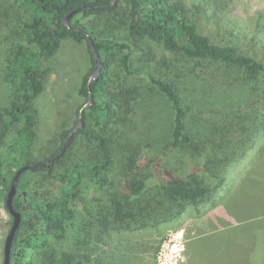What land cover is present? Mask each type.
Instances as JSON below:
<instances>
[{
    "label": "trees",
    "instance_id": "16d2710c",
    "mask_svg": "<svg viewBox=\"0 0 264 264\" xmlns=\"http://www.w3.org/2000/svg\"><path fill=\"white\" fill-rule=\"evenodd\" d=\"M196 1L0 0V89L2 84L7 89L0 110V214L9 213L8 194L21 168L58 157L20 177L13 206L22 222L11 264H130L127 251L120 255L109 249L118 248L114 243L120 236L157 229L181 219L189 208L199 215L205 205L215 208L229 171L242 164L258 139L264 140V60L241 52L234 43H214L210 34L202 33L203 23L228 14L229 0ZM78 9L67 27L64 17ZM245 24L242 19L230 23L239 38L249 35ZM260 26L251 44L264 47ZM90 40L101 61L91 85L96 60ZM66 42L86 43L91 67L75 87L79 101L74 110L72 104L71 113L60 107L57 130L42 145L48 156L34 159L43 120L39 105ZM157 45L171 51L176 63L180 58L205 63L206 76L169 65L171 76L161 67L168 61L158 57ZM114 68L119 73L115 80ZM181 79L202 85L198 105L216 106L220 119L193 115L187 83L181 85ZM213 84L224 92L211 91ZM64 93V98H73ZM90 93L93 104L82 111ZM168 107L167 145L155 150L164 140L159 112ZM80 114L83 124L64 148ZM146 150L155 151V158L145 156L141 162ZM32 175L59 177L65 201L25 192ZM80 198L89 203L86 220L75 203ZM240 212V222L250 229L257 224L250 208ZM192 251L190 264L208 257Z\"/></svg>",
    "mask_w": 264,
    "mask_h": 264
},
{
    "label": "rangeland",
    "instance_id": "374dc122",
    "mask_svg": "<svg viewBox=\"0 0 264 264\" xmlns=\"http://www.w3.org/2000/svg\"><path fill=\"white\" fill-rule=\"evenodd\" d=\"M188 5L196 0H185ZM225 2V0H222ZM219 1L220 4H223ZM228 4L230 7H224L229 12L226 16L223 14L219 15L218 19L215 17L208 23H203L201 31L204 34H210L214 43H234L239 47L241 52L255 54L258 59L264 60V47L260 44H251V39L255 37V27L260 23V32L264 31V0H229ZM225 4V3H224ZM245 21L244 30L249 35L239 38L233 33L231 24ZM219 22V23H218ZM247 22L251 23V27L247 25ZM256 31H258L256 29ZM261 39L264 41V33L260 34ZM155 51L158 57H166L168 63L161 65L165 67L168 74L170 73L167 68L169 65L179 67L183 71L188 70L192 72L196 77H205L206 70L208 67L205 63H196L193 61L186 62L184 58H180V62L176 63V58L172 55L171 51L164 48V46H156ZM90 63L88 61L87 44H77L74 42H66L64 47L60 51L55 62V70L52 73L47 90L44 93L43 99L39 105V110L43 120L39 125V137L40 141L36 147L33 148L34 159H44L48 156V149L42 146L44 143L51 138L55 133L57 122L59 119L60 107L64 111L72 112L70 105L76 107L75 103H78V99L75 93V87L79 85L81 77L88 73L90 69ZM190 69H193L191 71ZM164 70V68H163ZM213 71L214 68H211ZM117 75L119 76L118 70L113 69L112 77L114 80ZM181 85L187 83L185 87L188 99L191 104L192 113L202 115L203 118L208 119L211 117L220 119V112H218L216 106L208 105L201 107L198 105L197 93H202L199 87L202 85L197 84L193 86L190 81L181 79ZM197 83V81H196ZM220 85H223L220 81ZM211 91L213 89L218 90L220 93L224 92L221 86L213 84L209 86ZM222 87H225L224 85ZM6 86L2 84L0 89V110L1 104L4 100V94ZM69 91L73 96L72 99L69 97L64 98V91ZM58 94V95H57ZM224 94V93H223ZM62 97L64 98V104L62 103ZM62 103V105H61ZM60 104V106L58 105ZM161 104H164L161 102ZM163 107V106H162ZM161 116V131L163 139L159 143V147L155 150H161L167 144V138L169 131L167 127L170 125V109L162 108L159 112ZM70 125H74V117ZM166 136V138H165ZM14 138V135L9 136V139ZM260 149H264V140L258 139L255 143V147L247 153L246 159L242 164L235 165L228 173L226 185L219 189L215 197L216 207L212 209L211 206H203L201 214H197L195 209H188L183 217L174 222L159 226V228L147 229L137 233H126L123 234L121 240L114 243L118 248L109 247L110 251L120 253L122 255L127 251V257L129 256L130 264H190V259L187 261V256L190 254V247L194 245V240L202 236L204 232L211 231L212 228L220 230L229 229L231 225H235L244 214L240 212L245 208L251 209L257 216H264V207L259 206V202L264 199V154L259 153ZM146 150L141 162L145 161V156L156 155L155 151ZM262 155V156H260ZM158 157V156H157ZM153 157L152 159H154ZM147 160V158H146ZM43 175V174H41ZM38 175L29 176L27 186H25V192L35 193L40 192L42 197L45 199L59 200L64 202L65 198L62 195L63 183L61 179L54 176L50 179H46L45 176L38 178ZM45 181V182H43ZM95 192V191H94ZM92 196H93V192ZM97 195V193H94ZM91 196V197H92ZM78 206L80 217L87 219V209L89 203L86 199L80 198L75 201ZM231 213V214H230ZM205 214V215H204ZM202 215H204L202 217ZM232 217V218H231ZM227 218V219H226ZM226 221H225V220ZM0 220L4 223L0 227V264L4 262V246L7 235L11 229L14 219L6 211L2 210L0 214ZM232 223V224H231ZM237 225V224H236ZM211 229V230H210ZM33 254H30L32 257ZM34 257V256H33ZM213 259L209 256L199 264H213ZM214 261V260H213ZM214 262L218 264H226L223 259H217ZM240 264V263H236Z\"/></svg>",
    "mask_w": 264,
    "mask_h": 264
},
{
    "label": "crops",
    "instance_id": "0c3cea01",
    "mask_svg": "<svg viewBox=\"0 0 264 264\" xmlns=\"http://www.w3.org/2000/svg\"><path fill=\"white\" fill-rule=\"evenodd\" d=\"M259 206L264 207V203L259 202ZM255 217L257 224L252 225L251 229L246 222L239 220L229 229L212 228L211 231L204 232L194 240L190 250L217 259H250L256 264H264V223L258 226L264 216L255 214Z\"/></svg>",
    "mask_w": 264,
    "mask_h": 264
},
{
    "label": "water",
    "instance_id": "95a60500",
    "mask_svg": "<svg viewBox=\"0 0 264 264\" xmlns=\"http://www.w3.org/2000/svg\"><path fill=\"white\" fill-rule=\"evenodd\" d=\"M78 12H79V9L75 10V11H72L71 13H69L68 15H66L64 17V24L67 27H70V24H69L70 18L72 16H74ZM90 45H91L93 53L95 55L96 67H95V70H94L93 74L90 77L89 85H91L98 78V76L100 74V70H101V61H100L99 55L97 53L94 41L90 40ZM92 104H93V98H92V94L90 93L89 99H88V103L83 107L82 111L85 108H89L90 106H92ZM82 124H83V115L80 114L79 121H78L75 129L69 135V137H68V139H67V141L65 143L64 148L68 145L69 141L71 140V137L73 136V134H75L80 129ZM57 159H58V157L55 158L53 161H50L47 164H35L33 166L26 165L25 167L21 168L16 173V175H15L13 181H12V185H11V188H10V191H9V194H8V198H7V208L9 210L10 215L14 218V221H13V224L10 226L11 229H10L9 234L7 235V238H6V241H5L4 262H3V264H11V254H12L13 243H14L17 231L19 230L21 222H22L21 213L16 211L14 209V206H13V200H14L16 194H17V189H18V186H19L20 177L22 176V174L24 172L28 171L29 169H37V168H41V167H46L47 165L53 164ZM3 223H4V221L0 220V225H3Z\"/></svg>",
    "mask_w": 264,
    "mask_h": 264
}]
</instances>
